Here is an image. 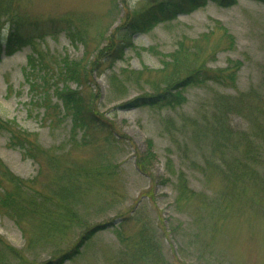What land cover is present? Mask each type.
Masks as SVG:
<instances>
[{"label": "rangeland", "instance_id": "obj_1", "mask_svg": "<svg viewBox=\"0 0 264 264\" xmlns=\"http://www.w3.org/2000/svg\"><path fill=\"white\" fill-rule=\"evenodd\" d=\"M169 1L0 0L40 29L0 57V200L15 181L38 205L70 192L57 209L75 210L54 231L0 205V237L19 252L1 264H264V0L176 16L160 8ZM147 10L159 20L134 31ZM68 61L82 72L69 86L93 105L88 125L57 97ZM231 61L234 81L211 77ZM164 92L185 98L142 104ZM248 164L252 176L238 170Z\"/></svg>", "mask_w": 264, "mask_h": 264}, {"label": "trees", "instance_id": "obj_2", "mask_svg": "<svg viewBox=\"0 0 264 264\" xmlns=\"http://www.w3.org/2000/svg\"><path fill=\"white\" fill-rule=\"evenodd\" d=\"M215 2H217L218 4L221 5H230L231 3L235 2V0H213ZM206 2V0H171L167 3H163L161 4L160 8H165L167 11L168 16H176L178 13L180 12H186V11H191L195 8H197L198 6L204 4ZM165 4V6H164ZM10 9L9 6H5L2 5L0 3V15L3 13H9L11 15L10 17V21L13 23V27L11 28V30L8 33V36L6 37L5 40V44L3 42L4 39H2V37H0V57L2 55L3 52H5V54H11L17 50H19L22 46H26L30 43H32L33 45H35V38H36V32H40V29L38 31V27H39V22L38 21H30L28 17H24L21 14H13V11L8 10ZM163 10V9H162ZM152 11V10H150ZM149 10H147V14H142L140 15L141 19L137 18L134 22L131 23L132 29L134 31L139 30V31H146L148 28H151L153 25L156 24L157 20H159V17H157V15L150 13ZM147 17H146V16ZM67 27L70 33H73V28L71 27L70 21H67ZM32 23H34L36 26H33ZM28 29V31H27ZM46 32V31H44ZM75 34V33H74ZM43 36V34L41 35ZM120 52L122 53V49L120 48ZM121 55H119L120 57ZM176 56H178L176 54ZM241 66L240 61H231V65L225 69V71L223 73H219L218 75H216V72L213 71V74L211 75L212 78H215L216 80H232L234 81L235 75L237 73V69H239V67ZM80 64H77L76 62H72V61H68L67 63L65 62V65L63 66V74H64V80H63V86L62 87H58L59 88V94H57L58 99L61 100V102L63 103V105L65 106V110L68 109L72 112V115H74V119L75 121H77L79 124L81 125H88V121H93V105L91 107L90 104H86L84 99L82 98V96L79 94L78 90H74L72 89L69 84H68V80L69 81H78L79 78L82 76V72L80 70ZM202 70L204 72L205 69H200L198 70V73L201 72L202 74L204 72H202ZM220 72V71H219ZM208 74L204 73L205 78L207 77ZM196 76V75H194ZM217 76V78H216ZM69 77H71V79H69ZM195 77L190 76L188 78H186V80L181 81L179 83L176 84L175 88L177 89V85H183V84H191L195 81ZM197 82V80H196ZM177 97H175V95L173 93H170L168 95V92H164V93H159L156 95H150L144 98V100H146L145 102H143L142 104H158L161 101H165L166 104L171 105L174 103H178L177 98H182L184 99L185 97L181 94L178 93L176 95ZM181 102V101H179ZM6 123V122H5ZM3 123L2 121H0V127H7L6 124ZM8 129V128H6ZM264 133V132H263ZM223 138V137H222ZM252 138V137H250ZM262 138L264 139V134H262ZM19 143L23 144V141L20 140L19 137H17ZM224 139V138H223ZM35 150V149H33ZM237 158V157H236ZM238 161L237 163L240 162V158H237ZM240 166V163H239ZM0 167H1V161H0ZM239 171H241V173L243 174H251L250 176H252L256 171L255 168L252 167L250 164L248 165H244L243 168L238 169ZM4 172V171H3ZM234 172V171H232ZM10 173L9 171L5 174H7V176ZM236 173V172H235ZM238 173V172H237ZM242 176V175H241ZM10 177V176H9ZM13 179H17L13 177ZM181 182H185V178L184 175H182V177L180 178ZM13 181V180H12ZM16 183V192L11 191L10 189L4 193L2 199L0 200V205L3 206L6 210V212L12 216L13 218L17 219V220H22L24 218V216L26 214L29 213V215L31 217H34L37 219V221L39 222V226L43 227L45 229H52V230H60L61 229V223L65 220H69V218L72 216L70 214H75V210L72 209L71 211H64L61 212L59 211L61 207L60 202H63L64 204L68 203V200L70 198L71 193L69 192L67 193H62L59 195H55L56 196V200L60 201V202H56L54 203V205L52 206V202H49V200H45L44 203L41 204H36L34 203V200H37V197L33 196L31 197V194L28 195H24L22 193V189H23V185H21L20 182H15ZM183 184V183H182ZM186 186V185H185ZM186 187H183L180 190L181 196L180 198H182V196H184V194L189 193V191L185 190ZM186 191V192H185ZM179 193V194H180ZM55 199V198H54ZM59 206V209H57V207ZM53 207V208H52ZM124 218V217H122ZM102 228H105L104 226H100V227H96L89 230L88 232H86L82 238L80 239V241L77 243L76 246H74L72 248V250H70V253H67L65 256L66 258H71L72 256L76 255L77 253H79V247L85 243V241L87 239H90L96 232H98L99 230H101ZM0 260L2 261V256H4V254H7V252L10 253H15L19 255V252L16 251L13 247H11L10 245H8V243L4 242L2 237H0ZM1 264V263H0ZM56 264H61V263H56Z\"/></svg>", "mask_w": 264, "mask_h": 264}]
</instances>
